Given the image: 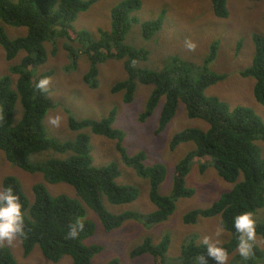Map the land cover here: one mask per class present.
<instances>
[{
  "label": "trees",
  "instance_id": "trees-1",
  "mask_svg": "<svg viewBox=\"0 0 264 264\" xmlns=\"http://www.w3.org/2000/svg\"><path fill=\"white\" fill-rule=\"evenodd\" d=\"M96 1L0 0V44L10 60L22 53L21 59L10 65L9 72L0 76V150L16 167L30 173L41 172L45 181L66 182L76 190L75 195L66 191L53 194L45 182L38 180L32 185L33 197H30L19 175L9 173L4 178L2 187L10 186L23 206L25 230L18 237L24 254L29 255L38 245L52 261L70 255L73 264H93L94 256L102 251L103 245L84 242L95 232L94 221L87 217V207L99 215L107 231L122 226L128 219L151 227L174 213L180 197L195 193L186 180L191 164L193 159L196 162L209 157L210 160L201 162V171L213 164L218 174L234 182V186L223 192L211 206L185 213L183 221L194 223L200 216L221 215L223 227L231 233L230 240L222 246L228 254L235 253L232 259L237 262L234 264H264V247L256 239L251 242L253 254L246 261L241 259L236 247L239 234L233 226L235 215L250 212L256 222V235L264 239V221L254 218L264 207V118L251 107L237 105L231 108L219 96L206 94L209 86L227 77L226 73L208 68V64L216 58L219 41L212 42L210 53L200 66L205 65L198 78L193 76L190 63L180 54L169 55L161 63V68L153 69L143 65L148 61L149 50L136 43H128L127 34L137 21L134 34L139 30L142 39L151 40L161 31L166 10L163 9L153 19L140 21V26L133 14L142 8L141 0H122L111 10V29L100 28L99 36L94 37L89 29H77L74 22L79 12L87 10ZM211 2L215 15L229 16L228 0ZM8 24L26 26L27 33L12 38L5 28ZM60 39L66 40L64 47L74 67L79 54H87L90 67L84 81L93 88L99 83V65L108 59L124 61L127 77L111 88L112 93L123 92L124 101H133L139 83L153 84L140 119L146 121L163 98L156 133L162 132L176 116L180 103L189 118L207 124L206 128L201 125L185 127L173 135L170 141L172 149L189 141L194 146L175 166L171 193L159 191L167 173L165 164H147V153L142 149L134 154L128 152L123 143L125 131L114 126L117 108L100 119L78 118L67 109L69 126L76 133L67 139L49 134L45 117L48 110L55 106L50 96L51 89L41 92L35 88V83L42 77L51 76L52 71L36 73L35 68L48 59L46 43L51 42L54 45L52 53H56ZM253 40L255 51L252 63L240 74L256 79L254 95L258 102L264 104V35L254 33ZM241 47L242 42L239 41L237 50ZM18 103L21 116L16 120ZM88 129L117 140L116 148L121 160L148 180L150 199L156 207L154 210L148 213L134 210L114 213L108 209L104 201L113 204L134 201L139 196V189L134 182L119 181L121 168L117 161L95 163ZM78 218L83 220L84 229L75 239L68 238L70 225ZM158 239L155 242L151 235H147L130 251V257L148 253L153 258L152 264H172L168 257L170 233L166 232ZM201 255L206 258L207 264H217L208 255L203 241L189 236L182 243L176 264H197ZM0 264H19L7 245L0 246ZM103 264H120V260L113 257Z\"/></svg>",
  "mask_w": 264,
  "mask_h": 264
},
{
  "label": "rangeland",
  "instance_id": "rangeland-1",
  "mask_svg": "<svg viewBox=\"0 0 264 264\" xmlns=\"http://www.w3.org/2000/svg\"><path fill=\"white\" fill-rule=\"evenodd\" d=\"M122 0H97L87 10L78 13L74 22L77 29H89L93 36H99V29H111V10ZM142 8L133 14L141 22L144 19H153L160 12L166 10V19L161 31L151 40L141 38L139 30L134 34L133 23L131 30L127 34L128 43H136L149 50L148 61L143 62L147 67L158 69L161 63L171 54H180L190 63L191 72L198 78L204 64L205 58L209 55L211 44L214 40L219 41L217 55L208 64V68L226 73L227 77L212 84L206 89L207 95H217L227 101L230 107L245 105L253 108L264 118V104L257 101L254 95V77H243L240 71L252 63L255 43L254 33L264 35V0H228L229 16L218 17L214 14L211 0H141ZM1 22V20H0ZM139 25L136 26L139 29ZM10 37L15 38L27 33L26 26L5 25ZM74 35L73 30L70 31ZM65 39H60L56 53H52L54 45L46 43L48 59L45 63L35 68L36 73L51 70L49 88L50 96L55 106L50 108L45 117V124L49 134L53 137L67 139L76 133L69 126V114L71 111L75 117H90L100 119L107 115L113 108H117L118 114L114 123L115 127L122 128L125 133L124 145L129 153L134 154L142 149L147 153L145 162L153 164L161 162L165 164L167 173L165 180L160 184L159 191L163 194L171 193L174 183V171L176 164L194 146L193 142H184L175 149L170 147L173 135L189 126H203L207 124L199 119H192L187 116L182 103L179 104L176 116L170 121L167 127L160 133L155 129L159 123V115L162 107L161 99L159 105L146 120L142 121L140 115L146 108L154 85L138 84L132 102L123 99L124 93H112V86L119 80L127 77L124 61L119 59H108L99 65L98 86L93 88L84 81V75L88 72L90 61L86 53H80L77 66H73V61L68 50L64 47ZM239 41L242 47L237 50ZM193 44L192 48L187 45ZM22 53L10 60L6 57V52L0 44V76L9 72L11 64L21 59ZM169 60H167L168 63ZM166 63V64H167ZM165 64V65H166ZM16 76V75H15ZM180 109V110H179ZM59 114L61 121L58 126L49 123V117ZM21 116L20 104H17L15 119ZM91 136L92 154L96 164H105L111 160L118 162L121 168L119 181L134 182L139 189V196L131 202L113 204L105 202L108 209L114 213L125 210H134L144 213L154 210L155 204L150 199V185L146 178L138 175L133 168L127 166L120 158L116 148L117 140L93 133L87 130ZM66 137V138H65ZM264 145V142H262ZM118 158V160H116ZM209 157L202 158L191 164L190 172L186 180L187 184L195 189L192 196L180 197L174 213L165 221L156 223L151 227L143 222L128 219L122 226L107 231L99 215L87 207V217L95 223V232L84 242L86 244L98 243L103 245L102 251L93 258V264H103L113 257L120 260V264H152L153 258L146 253L135 258L130 257V251L142 243L147 235H151L155 242L161 235L168 232L171 235V243L168 251L169 262L176 264L177 257L181 253V246L185 238L196 237L198 241H203L205 236L212 239H219L222 246L231 238V233L223 227L219 237L215 236V230L221 222V215L200 216L194 223H185L183 217L185 213L196 208H206L211 206L220 195L230 190L234 182L222 178L215 166L208 165L201 171L200 164ZM9 173H15L23 181L26 192L33 197L32 185L41 180L45 182L48 189L53 194L67 192L76 194L74 186L66 182L50 183L44 180L43 174L30 173L16 167L6 157L4 151L0 150V187L4 178ZM254 218L264 221V207L258 210ZM159 236V237H158ZM264 247V239L259 235L255 238ZM7 245L11 248L15 259L19 264H73L72 257L65 255L59 261H52L47 258L41 248L36 245L29 255L24 254L22 241L19 237L11 244L0 243V246ZM235 253L228 254L226 264H234L237 260L232 259Z\"/></svg>",
  "mask_w": 264,
  "mask_h": 264
},
{
  "label": "clouds",
  "instance_id": "clouds-1",
  "mask_svg": "<svg viewBox=\"0 0 264 264\" xmlns=\"http://www.w3.org/2000/svg\"><path fill=\"white\" fill-rule=\"evenodd\" d=\"M189 48L193 44L187 45ZM50 79L42 77L35 83V88L41 92H48ZM61 121L59 114L49 117V123L53 126H58ZM24 211L20 203L19 196L10 186L0 187V243H12L18 236L24 234ZM233 226L238 235L237 250L242 260H247L253 254L252 241L256 236V222L253 219L252 213L242 212L233 217ZM84 229V222L81 219H76L71 225L67 233V237L75 239ZM223 231V221L217 225L215 236L219 237ZM203 244L207 247L208 255L211 256L217 264H226L228 260V252L220 245L219 239H212L205 236ZM197 264H207L206 258L201 255Z\"/></svg>",
  "mask_w": 264,
  "mask_h": 264
}]
</instances>
